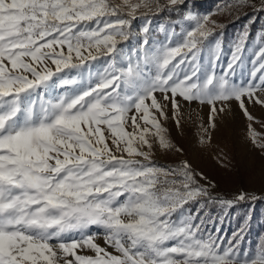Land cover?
Instances as JSON below:
<instances>
[{
    "label": "snow or ice",
    "instance_id": "snow-or-ice-1",
    "mask_svg": "<svg viewBox=\"0 0 264 264\" xmlns=\"http://www.w3.org/2000/svg\"><path fill=\"white\" fill-rule=\"evenodd\" d=\"M200 7L0 0V264H264V0ZM224 16L247 17L227 53ZM237 115L259 195L179 158L173 129L207 146Z\"/></svg>",
    "mask_w": 264,
    "mask_h": 264
},
{
    "label": "rangeland",
    "instance_id": "rangeland-1",
    "mask_svg": "<svg viewBox=\"0 0 264 264\" xmlns=\"http://www.w3.org/2000/svg\"><path fill=\"white\" fill-rule=\"evenodd\" d=\"M227 0H208L204 5L198 9L200 12H216L218 8L222 7ZM217 18V17H214ZM223 20L226 27L224 32L225 52L235 39L239 31L242 30L243 25L247 22L246 17H241L239 20H233L231 17L224 16ZM166 21L152 19V29H155L160 23ZM142 21H135L134 25L141 24ZM262 27L264 21H257L252 26V34L254 35ZM187 110V109H186ZM256 114H260V110L256 109ZM242 120L237 115L235 120H229L223 133H218L211 145H201L197 139L194 130H189L187 135L179 136L173 129V135L176 142L185 150V156L179 158L188 159L193 167L202 171L211 181L216 182L218 188L217 192H235L238 188L243 187L245 190L255 191L256 194L261 192L260 170L261 158L258 153L251 148V146L244 140L242 132ZM227 154L228 167H222L217 159L220 150ZM163 162H172V159ZM254 170L256 179L254 182L249 180V170ZM240 211H248L249 205L238 206ZM252 223L250 230L247 233L244 241L245 247L255 246L262 235H264V203H257L252 209ZM235 227V224L226 225V231L230 235V231Z\"/></svg>",
    "mask_w": 264,
    "mask_h": 264
},
{
    "label": "trees",
    "instance_id": "trees-1",
    "mask_svg": "<svg viewBox=\"0 0 264 264\" xmlns=\"http://www.w3.org/2000/svg\"><path fill=\"white\" fill-rule=\"evenodd\" d=\"M208 0H197V2L201 5V7L204 5V2H207ZM168 13H161L158 16H154L153 19L154 20H161V21H166V17H167ZM173 18H175V14H173ZM247 19V17H246ZM222 193H226V194H230L231 192H222ZM246 205V204H244Z\"/></svg>",
    "mask_w": 264,
    "mask_h": 264
}]
</instances>
